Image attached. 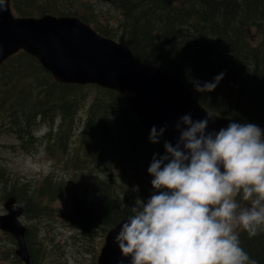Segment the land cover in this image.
Instances as JSON below:
<instances>
[{
    "label": "trees",
    "instance_id": "1",
    "mask_svg": "<svg viewBox=\"0 0 264 264\" xmlns=\"http://www.w3.org/2000/svg\"><path fill=\"white\" fill-rule=\"evenodd\" d=\"M13 1L15 6L22 5L21 1ZM150 2L152 10H149ZM33 4L30 5L33 11L43 9L34 8L38 5ZM121 4H130V12L118 40L129 43L139 58L155 62L166 71L182 77L208 109L245 124L264 126V0H182L180 3L152 0L139 12L134 11L130 0ZM85 5L89 7L92 4L85 2ZM155 5H161L165 11L153 19ZM25 8L17 10L23 15L33 14L29 13V4ZM45 11L54 12L52 9ZM66 13H75L92 24L97 22L94 13L91 16L72 10ZM95 27L104 34L110 30L98 24ZM254 28L262 35L257 42L254 39L256 33H252ZM155 29L158 32L155 33ZM180 29V34L178 32L177 38L171 41V33ZM15 55L18 62L12 66V71L5 73L0 67V134L3 125H6L25 132L22 136H29L25 143L31 142L34 138L31 126L37 119L60 112L61 129L65 132L58 135L56 142L59 147H64L76 120L79 101L90 89H95L97 94L88 112L86 133L81 138V144L83 140L87 148L88 140L93 152L92 162L97 165L96 168L101 165V172L105 175L94 179V188L100 189L103 194H110L101 196L99 206L88 203L86 196H82L81 200L74 199L73 216L79 220L77 228L82 230L102 226L105 230L117 224L131 214L136 199L129 188L123 189L121 195H114L111 181L116 177L112 166L122 168L132 165L141 175L147 172L152 181L154 177L148 168L154 157L159 159L166 155L165 142L159 139L158 143H153L150 140L151 132L141 124L121 92L99 84L56 82L35 56L24 50ZM7 61L11 62V58ZM17 66L24 67L29 75ZM221 73L224 74L223 79L214 91L196 90L197 82L201 86L207 82L214 83L215 77ZM117 100L123 103L124 112L122 120L114 126L107 114ZM1 170L0 166V179H4ZM122 177L126 179L125 175ZM5 181L10 182L8 178ZM63 186V181L47 176L34 191L13 186L4 196H16L25 207V213L31 210V214H39L51 210L48 201L60 197ZM149 187L151 189L145 190L148 198L155 192L151 182ZM29 235L28 229V245ZM239 240L251 260L264 264V230L254 237L243 231ZM30 252L31 264H35V251Z\"/></svg>",
    "mask_w": 264,
    "mask_h": 264
},
{
    "label": "clouds",
    "instance_id": "2",
    "mask_svg": "<svg viewBox=\"0 0 264 264\" xmlns=\"http://www.w3.org/2000/svg\"><path fill=\"white\" fill-rule=\"evenodd\" d=\"M223 76L195 88L212 92ZM181 123L177 145L165 143L166 155L148 168L154 194L131 208L115 243L130 264H256L237 229L249 237L264 230V130L231 123L208 133V119L188 115ZM164 131L153 127L150 140Z\"/></svg>",
    "mask_w": 264,
    "mask_h": 264
},
{
    "label": "rangeland",
    "instance_id": "3",
    "mask_svg": "<svg viewBox=\"0 0 264 264\" xmlns=\"http://www.w3.org/2000/svg\"><path fill=\"white\" fill-rule=\"evenodd\" d=\"M18 1H21L22 4L14 7L15 13L18 15L20 13L17 8L25 10L28 4L29 13H33V15L51 12L45 11V9H52L58 13H66L67 10H72L88 16L94 13L97 18V22L94 21V24H98L102 28H109V33L107 30L106 32L116 39H121L124 31L123 24H127L128 13L130 12V4L128 6L121 4L125 0ZM130 1L134 11L139 12L147 2L152 0ZM181 1L174 0L176 3ZM85 2H90L92 5L87 7ZM32 3L38 5L34 8L41 7L43 9L33 11V7L30 6ZM149 4V10H152L150 8L152 3ZM164 11L161 5H155L154 14L152 17L149 16L156 19ZM180 31L181 29L171 33L170 40L174 41ZM156 32H158L157 29H155ZM253 32L256 33L255 38L253 37L255 42L261 40L260 31L254 28ZM149 47L151 49V46ZM10 58L11 62L8 63L7 60ZM7 60L1 65L5 73L13 70L14 67L12 66L17 64L18 58L14 54ZM17 67L29 75V71L24 67ZM96 94L95 89H90L79 101L76 109V120L73 123V129L68 132L64 147H59V143L56 142L58 135L65 132V129H61L62 116L60 112H56L53 116L45 119L42 117L37 119L36 123L31 126V131L34 134L31 142L25 143L29 138V136H22L25 132H18L3 125L0 134V166L2 173H4V179H0V214L6 212L4 204L9 195L4 196V194L9 193L13 186L34 191L47 176L64 183L60 191L61 196L48 201L51 210L39 214H31V210L30 213L28 210L26 213L24 212L21 218L30 231L29 248L35 251V264H97L105 236L111 228L107 227L104 230L102 226L94 230L93 228L78 229L76 225H78L79 220L73 216L74 199L81 200L83 199L82 196H86L88 203L99 206L101 196L110 194V192L103 194L100 189L94 188V179L102 178L105 175L101 172V165L96 168L97 165L92 162L93 152L92 147L88 146V140L86 141L87 148L85 143L83 145V140L81 144V138L86 133L85 123L88 112ZM123 112V103L118 100L115 101V106L109 109L107 114L114 126L122 120ZM258 126L264 130V126ZM112 170L114 177H116L111 181V189L114 190V195H121L123 189L129 188L136 199L134 206L139 200L147 202L150 197L146 196L145 190L151 189L149 187L151 181L147 172L141 175L132 165L122 168L112 166ZM124 175L126 179H123L122 176ZM6 178L9 179V183H6ZM238 202L241 203L242 207L248 206L239 197ZM237 231L239 234L243 232L242 229H237ZM17 249L18 242L15 237L0 229V264H26L16 254Z\"/></svg>",
    "mask_w": 264,
    "mask_h": 264
},
{
    "label": "water",
    "instance_id": "4",
    "mask_svg": "<svg viewBox=\"0 0 264 264\" xmlns=\"http://www.w3.org/2000/svg\"><path fill=\"white\" fill-rule=\"evenodd\" d=\"M20 50L36 56L56 82L98 83L124 94L131 109L149 131L156 128L158 138L174 147L180 139L182 117L195 121L208 119V133H218L231 123L241 122L208 109L195 96L192 86L182 77L169 73L155 62L138 57L131 45L101 33L77 14L44 12L16 15L11 0H3L0 10V65ZM213 116L209 118L208 113ZM6 212L0 214V229L18 242L16 254L31 264L27 241L28 227L22 221L24 208L14 196L7 198ZM122 218L111 227L97 264H130L115 237Z\"/></svg>",
    "mask_w": 264,
    "mask_h": 264
},
{
    "label": "bare ground",
    "instance_id": "5",
    "mask_svg": "<svg viewBox=\"0 0 264 264\" xmlns=\"http://www.w3.org/2000/svg\"><path fill=\"white\" fill-rule=\"evenodd\" d=\"M11 196H14V195H11ZM10 197V196H9ZM15 198H16V200H17V204H19V205H21L23 208H24V211H25V207L21 204V203H19V201H18V199H17V197L16 196H14ZM7 200V199H6ZM6 202V201H5ZM32 261V260H31Z\"/></svg>",
    "mask_w": 264,
    "mask_h": 264
}]
</instances>
